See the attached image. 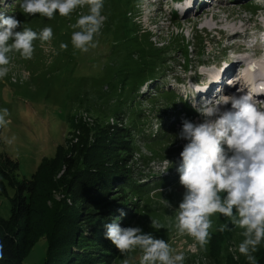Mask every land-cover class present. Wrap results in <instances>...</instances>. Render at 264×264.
<instances>
[{
    "label": "rangeland",
    "instance_id": "rangeland-1",
    "mask_svg": "<svg viewBox=\"0 0 264 264\" xmlns=\"http://www.w3.org/2000/svg\"><path fill=\"white\" fill-rule=\"evenodd\" d=\"M21 2L0 0V12L21 21V27L16 30L28 26L38 32L50 26L54 35L50 42H34L31 60L22 59L18 53L11 54L10 71L0 80V108L6 107L11 113V123L0 128V169L17 170L13 177L21 182L31 179L46 160L55 158L59 148L67 153L77 149L82 140L84 144L95 142V132L117 119L113 111L121 113L125 108L122 101L135 93L132 94L137 83L134 75L144 58L139 48L144 44L140 40L144 39L146 45L153 43L156 48H172L164 74L140 86L133 101L134 114L128 106L121 114L125 126H141L135 137L139 150L131 164L140 193L130 199L131 208L137 210L134 211L136 218L127 226H139L145 233L168 241L176 252L185 254L184 264H244L247 260L238 252V244L243 239L241 230L229 224L230 230L219 232V226L227 223L219 214L212 217V245L209 243L206 250L187 235L176 238L179 234L171 226L172 217L185 188L179 183L177 171L180 152L173 147L180 146L178 140L183 142L179 137L183 120L198 123L194 119L199 115L196 110L199 104L189 102L185 90L196 88L197 92L208 94L196 98L208 99L214 91L219 97L222 94L218 88L228 82V76L239 72L237 69L235 74H227L224 70H236L240 63L244 68L247 61L241 58L253 57L258 49L264 51V0L260 3L257 0H158L151 5L143 0H104L102 14L107 19L96 37L98 46L87 53L71 45L73 29L70 27L80 13H87V7L77 8L70 18L57 13L48 20L39 14H23ZM193 17H199V21H192ZM173 38H177L175 42H171ZM61 42L68 44L66 51L60 49ZM183 45L190 46L189 56L184 55ZM256 64L261 68L264 60ZM216 73L226 79L211 81ZM205 83V88L199 87ZM261 98L264 100V96ZM13 136L15 141L6 144L4 138ZM154 139L158 140L154 142ZM57 167L38 183L41 194L44 191L48 194L43 200L46 209L40 215L45 221L57 215L58 210L66 217L72 206L71 198L63 189L49 191L52 183L64 182L66 169ZM159 188L161 192L156 191ZM13 196L14 190L8 188L7 195L0 198L2 218H9ZM161 198L168 200L172 208H166ZM150 217L158 219L164 227L158 231L153 229ZM37 235L30 240L38 238L27 249L23 264H43L47 258L48 239L36 238ZM263 254L264 243L254 255L260 258ZM131 255L138 264L139 253ZM122 259L119 253L114 264H121Z\"/></svg>",
    "mask_w": 264,
    "mask_h": 264
},
{
    "label": "clouds",
    "instance_id": "clouds-1",
    "mask_svg": "<svg viewBox=\"0 0 264 264\" xmlns=\"http://www.w3.org/2000/svg\"><path fill=\"white\" fill-rule=\"evenodd\" d=\"M19 6L27 16L39 14L48 20L57 13L70 18L77 8L87 7V13H80L70 25L71 45L82 53L98 46L96 37L107 19L102 14L104 0H22ZM20 27L21 21L15 16L0 12V80L10 71L11 54L31 60L34 42H50L54 35L50 26L38 32L28 26L17 31ZM60 49L66 51L68 44L61 42ZM239 93L219 97L214 94L196 108L202 117L200 122L183 120L179 137L187 143L179 154L177 171L185 192L174 210L171 226L206 250L212 238V217L219 214L227 223L217 230H230L229 224L240 229L243 239L238 244L239 254L248 264H258L254 254L264 243V100ZM229 104L231 107H226ZM10 115L8 108H0V128L11 123ZM4 139L11 145L16 137ZM160 202L172 208L168 200L161 198ZM119 212L120 216L104 227L105 238L123 256L121 264H135L131 255L134 252L139 253L138 264H184L185 254L176 252L168 241L145 233L139 226L122 227L120 220L126 213L123 209ZM150 219L153 229L164 227L158 219ZM4 258L5 243L0 240V260Z\"/></svg>",
    "mask_w": 264,
    "mask_h": 264
},
{
    "label": "trees",
    "instance_id": "trees-1",
    "mask_svg": "<svg viewBox=\"0 0 264 264\" xmlns=\"http://www.w3.org/2000/svg\"><path fill=\"white\" fill-rule=\"evenodd\" d=\"M176 39L173 38L171 42ZM140 42L144 44L139 46L144 58L134 75L137 83L132 88V94L135 93L133 97L122 101V108H125L121 113L113 111L117 119L114 118L111 124L95 132V142L84 144L82 140L77 149L73 148L67 153L59 148L55 158L46 160L31 179L25 178L21 182L15 181L13 177V172L17 170L0 169V198L7 195L8 188L14 190V196L10 199L9 218L0 216V240L5 243V258L0 260V264H23L27 249L32 248L37 237L42 236L48 239L49 245L43 264L115 263L119 251L105 238L104 225L119 217V209H123L126 215L120 223L122 227H128L136 218L134 211L137 210L131 208L130 199L140 193L131 164L135 152L139 150L135 137L141 126H125L121 114L127 106L130 113L134 114L133 101L140 86L164 74L168 56L172 53V48H156L153 43L146 45L144 39ZM183 46L184 55L189 56L190 46ZM140 120L143 118L140 117ZM157 140L154 139V142ZM54 167L66 169L63 170L66 176L62 178L63 184L57 185L60 181L52 183L49 191L63 189L64 194L71 198L72 206L66 217L58 210L57 215L45 221L40 215L46 209L43 200L48 198V194L46 191L41 194L38 183L40 185ZM112 194H116L115 197L112 198ZM36 234L40 236L37 235V239L30 242ZM180 237L176 236L178 239ZM256 258L258 262L261 261L260 264H264V254ZM244 264H248V261Z\"/></svg>",
    "mask_w": 264,
    "mask_h": 264
},
{
    "label": "bare ground",
    "instance_id": "bare-ground-1",
    "mask_svg": "<svg viewBox=\"0 0 264 264\" xmlns=\"http://www.w3.org/2000/svg\"><path fill=\"white\" fill-rule=\"evenodd\" d=\"M153 1L154 0H152L150 2H153ZM197 1L198 0H196V2ZM188 9H190V8H188ZM192 21L198 22L199 17L197 19L194 18V20H192ZM243 32L246 33L247 30L245 29V30H243ZM230 35H231V33L228 34V36H230ZM243 36H245V35H243ZM241 37H242V35H241ZM261 53H263L262 49H258V54H261ZM249 59H250V57L241 58V60L243 62H246ZM228 69L224 70V72H227V74L228 73H230V74L236 73V70H233V69L228 70ZM218 78L219 79H226L224 75L221 76V75H218L217 73L213 74V77L210 79H211V81L214 82L215 80L217 81ZM235 80H237V79H235ZM244 81H245V86L243 87L242 92L255 93L260 97V100H261L262 99L261 97L264 96V66L259 68V66L257 64H255L251 68L246 69L245 72L243 73V75L240 76L239 83H244ZM235 88H236V84H232V85H227V86H220L218 89L220 90L219 92L222 95H232V94L236 93V90H234ZM207 95L208 94H203L202 92H197L196 97H202V96H207ZM226 107L230 108L231 106L229 104Z\"/></svg>",
    "mask_w": 264,
    "mask_h": 264
}]
</instances>
